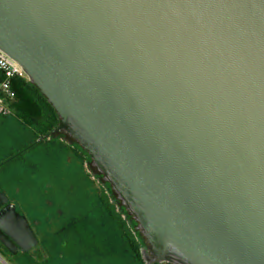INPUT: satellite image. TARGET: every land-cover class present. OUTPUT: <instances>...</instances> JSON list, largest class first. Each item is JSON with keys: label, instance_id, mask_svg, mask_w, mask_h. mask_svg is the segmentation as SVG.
Masks as SVG:
<instances>
[{"label": "water", "instance_id": "water-1", "mask_svg": "<svg viewBox=\"0 0 264 264\" xmlns=\"http://www.w3.org/2000/svg\"><path fill=\"white\" fill-rule=\"evenodd\" d=\"M0 50L58 112L52 134L91 154L147 264H264V0H0ZM14 228L37 245L8 204L10 249Z\"/></svg>", "mask_w": 264, "mask_h": 264}, {"label": "rangeland", "instance_id": "rangeland-1", "mask_svg": "<svg viewBox=\"0 0 264 264\" xmlns=\"http://www.w3.org/2000/svg\"><path fill=\"white\" fill-rule=\"evenodd\" d=\"M31 142L21 126L0 121V165ZM73 149L77 147L72 145ZM71 150L44 143L0 167V175L6 174L11 181L9 192L49 248L35 264H128V253L117 241L113 224L109 227L105 216L97 215L99 199L100 204L103 200L111 204L109 188L90 164L91 178L98 183L93 186ZM98 188L105 192L102 198ZM144 253L150 256L149 245Z\"/></svg>", "mask_w": 264, "mask_h": 264}, {"label": "trees", "instance_id": "trees-1", "mask_svg": "<svg viewBox=\"0 0 264 264\" xmlns=\"http://www.w3.org/2000/svg\"><path fill=\"white\" fill-rule=\"evenodd\" d=\"M2 78L3 75L0 71V81ZM12 88L15 92V99L9 103L12 108V113L10 115L16 116L23 125L33 133V140L18 153L11 155L9 160L2 163L0 167L20 159L24 151L44 143L67 147L69 151L72 149V145H75L77 149L71 151H74V155L80 158L82 167L86 169V177L88 180L93 186H97L98 183L91 178L92 174L89 170L90 164L93 162L91 154L67 134H52V131L59 126L61 119L56 109L48 101V98L36 85L29 81L28 77L14 79ZM97 176L103 181L102 183H104V185L108 186L112 196L111 204L109 205L104 200L102 204H100L99 199V206L97 207L99 210L97 211V215L99 217L105 216V222L109 227L111 223L113 224L112 228L114 227L116 230H114V232L117 233V237L115 236L117 241L119 240V242L125 246L128 253V264H147L144 250L149 244L142 232L137 229V221L127 210L126 206L117 198V194L113 190L112 185L108 182H104L103 175L99 172ZM98 191L100 197L101 193H105L99 188ZM104 211L108 214L107 216L103 214Z\"/></svg>", "mask_w": 264, "mask_h": 264}, {"label": "flooded vegetation", "instance_id": "flooded-vegetation-1", "mask_svg": "<svg viewBox=\"0 0 264 264\" xmlns=\"http://www.w3.org/2000/svg\"><path fill=\"white\" fill-rule=\"evenodd\" d=\"M4 163V162H3ZM2 167V166H1ZM104 182H106L104 180ZM9 184H11V181L9 177L4 174L0 175V188L3 192H5L9 198L8 203H5L3 205H0V209L4 208L8 204H13L16 207V211L20 214L26 217L28 220L29 226L33 230L34 234L36 235L38 239V243L36 246L31 247L27 251L23 252L21 251V245L20 242L23 245H27L29 243L28 236H19V231L14 228L12 230L13 237L9 234H6L3 232V235L13 243L12 249H10L8 246L5 245V243L0 239V264L8 263V264H35V261L43 256V253L48 251L49 248L43 243V236L34 229V223L31 222L28 218V216L25 214L24 210L22 209V206L18 204L17 198H13L12 193L9 192L8 189ZM8 185V186H7ZM7 187V188H6ZM18 231V232H17ZM150 253V252H149ZM151 256V254H150ZM149 256V257H150Z\"/></svg>", "mask_w": 264, "mask_h": 264}, {"label": "built area", "instance_id": "built-area-1", "mask_svg": "<svg viewBox=\"0 0 264 264\" xmlns=\"http://www.w3.org/2000/svg\"><path fill=\"white\" fill-rule=\"evenodd\" d=\"M0 71L3 75L0 81V114L7 116L12 113L9 103L15 99L12 88L13 80L27 77L22 66L0 50Z\"/></svg>", "mask_w": 264, "mask_h": 264}, {"label": "crops", "instance_id": "crops-1", "mask_svg": "<svg viewBox=\"0 0 264 264\" xmlns=\"http://www.w3.org/2000/svg\"><path fill=\"white\" fill-rule=\"evenodd\" d=\"M7 116H8L7 118H4L3 115L0 114V121L7 120L16 123L17 125L21 126L23 130H25V132L29 135L30 140L31 141L33 140V133L28 128H26L16 116L14 115L12 116L7 115Z\"/></svg>", "mask_w": 264, "mask_h": 264}]
</instances>
